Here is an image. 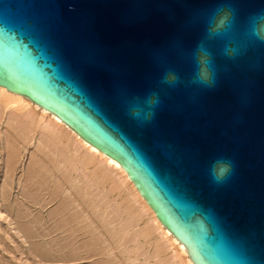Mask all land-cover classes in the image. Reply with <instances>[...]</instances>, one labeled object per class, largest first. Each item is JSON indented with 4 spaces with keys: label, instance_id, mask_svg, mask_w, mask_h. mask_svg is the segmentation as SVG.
I'll return each instance as SVG.
<instances>
[{
    "label": "water",
    "instance_id": "95a60500",
    "mask_svg": "<svg viewBox=\"0 0 264 264\" xmlns=\"http://www.w3.org/2000/svg\"><path fill=\"white\" fill-rule=\"evenodd\" d=\"M233 4L243 19L264 0H0V86L59 117L117 161L196 264H264V69L227 64L212 90L167 89L187 77L203 36L196 14ZM264 63V51L258 53ZM152 90L162 106L144 127L127 112ZM235 161L223 185L208 173Z\"/></svg>",
    "mask_w": 264,
    "mask_h": 264
},
{
    "label": "rangeland",
    "instance_id": "374dc122",
    "mask_svg": "<svg viewBox=\"0 0 264 264\" xmlns=\"http://www.w3.org/2000/svg\"><path fill=\"white\" fill-rule=\"evenodd\" d=\"M7 111L0 115V264H177L113 174L102 180L82 152L44 145L42 130L21 129Z\"/></svg>",
    "mask_w": 264,
    "mask_h": 264
},
{
    "label": "clouds",
    "instance_id": "9594fccd",
    "mask_svg": "<svg viewBox=\"0 0 264 264\" xmlns=\"http://www.w3.org/2000/svg\"><path fill=\"white\" fill-rule=\"evenodd\" d=\"M203 25V36L190 52L179 50V55L191 64L187 77H182L173 67H165L159 83L167 89L184 86L196 90H212L217 87L221 73L228 72L227 64H233L250 56L257 58L249 65L252 70L264 69L258 53L264 51V8L240 18L239 10L231 3L223 2L196 14L192 21ZM161 93L152 90L144 96L133 97L128 103V115L139 126L151 124L162 106ZM235 161L228 157L214 159L208 173L213 184L227 183L235 172Z\"/></svg>",
    "mask_w": 264,
    "mask_h": 264
},
{
    "label": "bare ground",
    "instance_id": "6f19581e",
    "mask_svg": "<svg viewBox=\"0 0 264 264\" xmlns=\"http://www.w3.org/2000/svg\"><path fill=\"white\" fill-rule=\"evenodd\" d=\"M7 110L10 111L9 115H10L11 120L14 123H16L17 125H19L21 127V129L25 128V129H27V131L28 130L31 132L33 131V133L36 132L37 129L42 130L41 131V136H42L41 139H43L44 143L43 142L42 143L44 145L46 142V144L53 149H58L59 146L63 145L65 148H70V149L72 148V151H74L75 153L82 152L83 153V155H82L83 160H84L86 167L90 166V165L97 166L99 171H100V172L99 171L98 172L101 173V176L103 177L102 180H104V178L106 179L107 178L106 176H109V174H113L114 175L113 178L115 177V179H117L121 185L126 186L128 188V191L131 192V195H132V198L134 201L133 204L135 205V203H137L139 205L138 207L141 209V211L144 214H146V217L148 216L149 221L152 225L151 228L154 229L155 234L157 232L158 237L160 236V238L164 241L166 246H168L171 249V252L173 253L172 256L176 259L177 264H196L195 263L196 258L194 256V253L183 242H181L175 235H173L165 226L162 225V223L156 217L155 212L151 209V207L148 205L146 200L141 196V194L139 193V191L135 187L134 183L129 178L126 171L121 167V165L117 161H115L114 159L110 158L109 156H107L104 153H102L101 151H99L97 148H95L92 145H90L89 143H87L84 139H82L74 130H72L69 126H67L55 114L47 111L46 109H44L38 105H35V103H33L28 98H26L20 94L4 90V87L0 86V115H2L4 113V111H7ZM0 119H1V117H0ZM45 147H47V146H45ZM69 152H71V150ZM74 152H72V153H74ZM77 156L78 155H76V157ZM67 162H68V160H67ZM108 178H111V177H108ZM113 178H112V180H114ZM107 180L108 179H106V181ZM114 183H116V181ZM123 186H120V187H123ZM38 187H39V185H38ZM34 188H36V187H34ZM6 189H8V188H6ZM9 191H11V189ZM35 191H38V190L36 189ZM2 193L7 194L6 191L2 192ZM10 193L11 192H9V195H10ZM40 194H41V192H40ZM0 197H2V196H0ZM7 197H8V195H7ZM3 198H5V197H3ZM3 198H1V200ZM127 205H129V204H127ZM42 207H40V208H42ZM136 209H137V205H136ZM136 209L135 210L132 209L134 213H135ZM130 212L132 213V211H130ZM27 213H29V212L27 211ZM2 215L3 214L0 211V217H2ZM27 216H29V215L27 214ZM24 218H27V217H24ZM147 222H148V220H147ZM26 224L28 225V222ZM30 225H32V224L30 223ZM34 227H36V226L31 227V229ZM17 228H18V226L17 227L15 226V228L13 227V229H15V230ZM17 230H19V229H17ZM144 233H146V232H144ZM151 233H153V232H151ZM196 262H198V261H196Z\"/></svg>",
    "mask_w": 264,
    "mask_h": 264
}]
</instances>
